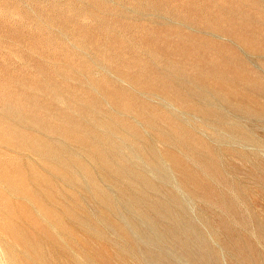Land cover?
Here are the masks:
<instances>
[{
    "label": "rangeland",
    "instance_id": "374dc122",
    "mask_svg": "<svg viewBox=\"0 0 264 264\" xmlns=\"http://www.w3.org/2000/svg\"><path fill=\"white\" fill-rule=\"evenodd\" d=\"M0 264H264V0H0Z\"/></svg>",
    "mask_w": 264,
    "mask_h": 264
}]
</instances>
